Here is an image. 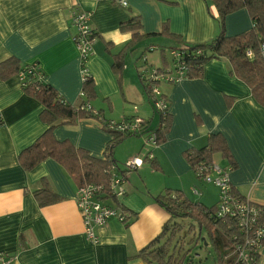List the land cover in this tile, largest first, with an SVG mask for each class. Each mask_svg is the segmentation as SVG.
<instances>
[{
    "label": "crops",
    "instance_id": "crops-1",
    "mask_svg": "<svg viewBox=\"0 0 264 264\" xmlns=\"http://www.w3.org/2000/svg\"><path fill=\"white\" fill-rule=\"evenodd\" d=\"M125 1L123 7L118 0H0V63L15 58L23 66L37 65L42 82L65 102L87 105L104 120L139 116L148 121L145 135L123 138L110 155L120 169L133 158L141 161L138 169L125 175L126 194L118 203L129 218L125 224L110 220L96 230L99 243L89 244L75 204L77 188L65 170L51 159L30 171L19 165V154L47 129L39 118L43 107L23 92L20 76L0 80V264L9 260V264H146L135 256L170 220L155 203L156 196L169 190L206 208L219 201V190L198 180L183 156L205 148L210 135L224 138L236 168L231 170L217 154L212 162L227 173L240 197L264 207V107L245 83L229 74L226 59L208 61L199 79L161 84L170 127L162 144L148 142V134L161 127L138 76L142 57L151 66H166L170 64L166 48L211 42L219 32L215 10L203 0ZM73 8L90 14L96 35L92 56L84 65L72 40ZM133 17L140 19L139 34L145 38L125 52L119 81L111 69L113 57L131 39V33L119 27ZM164 24L177 40L159 36ZM252 26L245 9L224 18L226 37ZM85 76L94 84L92 101L81 93ZM53 135L97 159L104 158L113 140L96 118L58 126ZM45 184L59 200L40 207L33 194ZM257 264H264V245Z\"/></svg>",
    "mask_w": 264,
    "mask_h": 264
},
{
    "label": "trees",
    "instance_id": "trees-1",
    "mask_svg": "<svg viewBox=\"0 0 264 264\" xmlns=\"http://www.w3.org/2000/svg\"><path fill=\"white\" fill-rule=\"evenodd\" d=\"M203 1L215 10L219 32L209 43L183 44L180 46L190 52L201 51L199 55L192 56L186 61V78L199 79L202 77L203 66L208 61L226 59L230 65L229 74L245 83L255 101L264 107V61L260 56V45L264 42V0ZM241 9L247 11L253 24L252 28L242 34L226 37L224 18ZM140 29L138 17H133L119 27L121 32L131 33L128 44L113 57L111 69L118 76L119 81L123 75L125 52L132 50L145 38L139 34ZM159 36L178 39L170 34L167 24L163 25ZM109 46L106 44V47ZM248 53H250V57ZM32 66H23L15 58L0 63V80L2 81L13 76L26 74L33 68L34 74H26L21 87L25 94L34 98L43 107L39 118L47 126L46 131L19 154V165L24 171H30L41 162L51 159L65 170L76 188L95 185L103 186L104 190H107L109 182L107 158L91 157L85 150L75 148L68 141L58 142L53 135L56 127L72 125L78 120L94 118L93 115L88 110L81 109L84 106L82 103L73 106L65 102L54 88L42 82V76L37 65ZM81 93L86 96L88 101L95 98L94 84L91 78L83 79ZM160 125L163 126L156 131L157 145L162 144L165 140V135L170 127V116L167 115L164 119L160 118ZM110 134L113 136V140L106 149L109 157H111L112 149L123 138L131 137L113 132ZM216 154L229 163L231 170L236 168L227 144L221 135H210L205 148L187 151L183 156L194 172L195 167L200 163H213V156ZM151 166L155 169L158 168L153 162H151ZM233 192L237 194L234 190ZM33 195L40 207L51 205L59 200V197L46 184L40 190L35 191ZM154 201L169 214L170 220L163 226L160 234L135 256L136 258L141 259L146 264H187L192 262L191 250L182 254L178 248L179 238L177 239L184 229L181 222L189 221L190 225L184 232V236L189 233L192 235V241L195 245L201 241L203 249L210 248L215 257V264H229V261L225 260V256L231 250L232 237L239 234L232 220L215 217L216 205L209 208L196 205L182 194H172L169 190H166L163 195L156 196ZM260 222L264 225V212ZM202 232L207 243L206 247H204L201 239ZM263 245L264 240L261 243V246Z\"/></svg>",
    "mask_w": 264,
    "mask_h": 264
},
{
    "label": "built area",
    "instance_id": "built-area-1",
    "mask_svg": "<svg viewBox=\"0 0 264 264\" xmlns=\"http://www.w3.org/2000/svg\"><path fill=\"white\" fill-rule=\"evenodd\" d=\"M118 4L125 7L127 2L118 0ZM89 20L90 14L79 8H73L70 13L69 24L74 30L72 40L82 65L92 56L93 45L96 41V35ZM168 53L169 65L154 67L148 65L146 57H142L143 66L137 69L148 101L154 111L163 119L168 115V103L161 94V84L173 85L186 78V61L192 56L199 55L201 51L190 52L184 47H178L170 49ZM248 56L250 57V53ZM260 56L264 61V42L260 45ZM82 72L85 73L83 66ZM32 73L34 74L33 68L26 72L27 75ZM26 74L19 75L22 82L25 80ZM81 109L88 110L94 118L99 120L101 127L108 132L123 136H142L148 129V121L139 116L121 120H104L99 113L91 111L87 105L82 106ZM162 126L160 125L161 128ZM147 137L150 145L158 146L156 144V132L149 133ZM104 157L109 162L107 190H104L103 186L87 185L77 188L75 194V204L82 219L85 239L93 245L99 243L96 230L105 227L110 220L115 219L122 224L127 222L129 214L118 207V203L126 194L125 175L141 166V161L133 158L125 162L120 169L111 161L107 153ZM194 173L198 180L212 184L219 190L220 197L216 204L215 217L217 219H230L237 228L239 235L232 237L231 250L225 256V260L229 261V264H257L261 243L264 240V225L260 222L264 208L235 194L229 183L227 173L214 163H200L195 167ZM9 263L10 260L6 262V264ZM187 264H192V262Z\"/></svg>",
    "mask_w": 264,
    "mask_h": 264
},
{
    "label": "rangeland",
    "instance_id": "rangeland-1",
    "mask_svg": "<svg viewBox=\"0 0 264 264\" xmlns=\"http://www.w3.org/2000/svg\"><path fill=\"white\" fill-rule=\"evenodd\" d=\"M151 53H152V51H151ZM154 54H155V52H154ZM154 57H155V55H154ZM166 57L168 58V48H166ZM155 61L157 62V58L155 59ZM148 65H150V64H148ZM153 66L157 67V64H154ZM139 87H141V86H139ZM149 106L153 110L154 114L158 115V113L156 111H154L151 103ZM205 184L208 185V183H205ZM181 224L183 225L184 229H183V232L177 237V239L179 238L178 248L182 252V254L185 253L187 250H191L190 255L192 256V258L194 260V264H215V257H214L213 251L210 248L203 249L202 243L199 240H198L199 242L197 241L198 243H196L197 245H195L194 241H192V235L189 233L184 236V232L187 231L188 226L190 225V222L184 221V222H181ZM202 237H204L203 232H202ZM195 254H198L199 257L196 258ZM193 260H192V262H193Z\"/></svg>",
    "mask_w": 264,
    "mask_h": 264
}]
</instances>
